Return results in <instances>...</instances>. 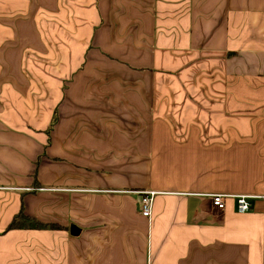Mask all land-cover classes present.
I'll use <instances>...</instances> for the list:
<instances>
[{
    "label": "crops",
    "instance_id": "0c3cea01",
    "mask_svg": "<svg viewBox=\"0 0 264 264\" xmlns=\"http://www.w3.org/2000/svg\"><path fill=\"white\" fill-rule=\"evenodd\" d=\"M0 264H264V0H0Z\"/></svg>",
    "mask_w": 264,
    "mask_h": 264
},
{
    "label": "trees",
    "instance_id": "16d2710c",
    "mask_svg": "<svg viewBox=\"0 0 264 264\" xmlns=\"http://www.w3.org/2000/svg\"><path fill=\"white\" fill-rule=\"evenodd\" d=\"M57 123L56 114H53L51 122L46 129V134L48 136V142L50 141V133L53 130L54 126ZM36 176V172L34 174V178ZM37 182L35 181L33 186H37ZM60 227L55 224L44 223L34 217L28 216L24 213V210H21L15 214L11 221L6 226L4 232L13 231V230H58ZM3 232V233H4Z\"/></svg>",
    "mask_w": 264,
    "mask_h": 264
},
{
    "label": "built area",
    "instance_id": "2783aa9c",
    "mask_svg": "<svg viewBox=\"0 0 264 264\" xmlns=\"http://www.w3.org/2000/svg\"><path fill=\"white\" fill-rule=\"evenodd\" d=\"M139 194L141 196L140 206H139L140 214L145 218H149L151 216L153 198L155 197L156 193L147 191V192H139ZM210 198L214 208L218 210L224 209L225 199L227 198V196L215 194V195H211ZM251 198L252 197L249 196L237 197L236 208L238 213H246L250 210Z\"/></svg>",
    "mask_w": 264,
    "mask_h": 264
},
{
    "label": "rangeland",
    "instance_id": "374dc122",
    "mask_svg": "<svg viewBox=\"0 0 264 264\" xmlns=\"http://www.w3.org/2000/svg\"><path fill=\"white\" fill-rule=\"evenodd\" d=\"M8 10V9H7ZM9 14V13H8ZM29 54H25V61L26 60H29L30 59V61L31 60H34L33 58H31L30 56H28ZM48 61H49V63L51 64L53 61H55L54 59H48ZM57 62V61H56ZM55 62V63H56ZM24 71H25V73L27 74V76L30 78V74H29V69L27 68V66H25L24 68ZM28 70V71H27Z\"/></svg>",
    "mask_w": 264,
    "mask_h": 264
},
{
    "label": "water",
    "instance_id": "95a60500",
    "mask_svg": "<svg viewBox=\"0 0 264 264\" xmlns=\"http://www.w3.org/2000/svg\"><path fill=\"white\" fill-rule=\"evenodd\" d=\"M80 230L77 226L75 225H70L69 226V233L71 236H77L79 234Z\"/></svg>",
    "mask_w": 264,
    "mask_h": 264
}]
</instances>
